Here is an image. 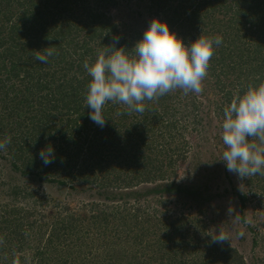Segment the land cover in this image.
Here are the masks:
<instances>
[{"label": "trees", "instance_id": "1", "mask_svg": "<svg viewBox=\"0 0 264 264\" xmlns=\"http://www.w3.org/2000/svg\"><path fill=\"white\" fill-rule=\"evenodd\" d=\"M152 1L185 45L222 36L202 81L207 99L177 89L145 101L142 114L109 102L100 127L84 102L91 78L83 62H94L113 36L131 58L142 36L115 22L112 0H0V141L11 137L0 160L41 182L91 192L77 205L38 199L30 188L1 191L0 264H247L229 241L212 242L215 233L201 218L167 216L154 206L165 203L163 194H187L167 182L178 158L188 156L187 134L199 133L201 110L223 144L224 107L249 83L264 81V0ZM47 47L56 50L47 63L33 59ZM48 145L55 158L45 165L39 152ZM243 182L263 204L264 176ZM236 196L244 220L249 192ZM251 231L254 248L259 234Z\"/></svg>", "mask_w": 264, "mask_h": 264}, {"label": "clouds", "instance_id": "2", "mask_svg": "<svg viewBox=\"0 0 264 264\" xmlns=\"http://www.w3.org/2000/svg\"><path fill=\"white\" fill-rule=\"evenodd\" d=\"M112 41L107 48L97 51L94 62L90 63L89 59L83 62L91 78L84 102L90 109L89 118L100 127L106 124L104 107L109 102L125 105L128 114H142L146 110L145 101L158 100L174 90L180 89L184 95L200 94L214 54L213 44L219 46L223 38L220 35L199 37L188 46L166 22L153 18L142 39L132 48L131 58L124 48L115 46L118 36H113ZM55 54L54 48L47 47L35 50L33 59L47 63ZM223 115L221 139L226 147L220 160L241 181L255 175L264 176V81L258 85L249 83L243 95L237 94L224 107ZM10 143L11 137L6 136L0 141V150H6ZM39 158L45 165L53 163V147L41 149ZM228 211L231 216L232 209ZM238 235L242 237L244 232ZM211 237L214 243L231 242L230 234L222 227Z\"/></svg>", "mask_w": 264, "mask_h": 264}, {"label": "rangeland", "instance_id": "3", "mask_svg": "<svg viewBox=\"0 0 264 264\" xmlns=\"http://www.w3.org/2000/svg\"><path fill=\"white\" fill-rule=\"evenodd\" d=\"M112 3L111 16L128 34L143 36V32L153 18H158L163 22L168 19L159 15L160 13L157 12V7L152 0H112ZM207 80L209 83L215 82V78L212 79L211 76ZM223 80L225 79L223 78ZM212 92L210 97L216 99L219 95L215 89ZM202 94L203 91L197 96L207 99ZM205 105H207L206 100H204L203 106L207 108ZM201 112L205 118L207 109L201 110ZM204 118L203 124L198 126L199 133L197 135L187 134L186 139L191 143L187 150L188 156L185 159L183 156L178 158V162L174 166L176 176L167 182H175V184L184 187L187 192L186 196H176L174 193L163 194V197L157 196V198L162 197L166 201L164 204L155 205L154 208L160 212L167 211V216L188 214L201 218L204 223L208 224L209 232L218 233L222 227L225 232L230 234L231 245L239 250L247 264H264V203L260 204V199L258 201L257 198L253 197L255 194L253 192L257 193L258 191L256 188L250 189V186L246 188L244 182L236 174L227 170L225 162L220 160L226 146L220 144L215 138L218 130L214 128L213 122ZM156 128L160 132L165 130L164 127L162 129ZM165 139L160 140V142L168 141L169 138L166 136ZM0 183V192L7 194L11 190L10 188L14 186L30 188L37 192L38 199L47 200L51 203L67 204L72 202L79 205L91 194L90 191H85L83 187L72 190L69 187L41 182L37 177L24 176L22 172L12 167L11 161L7 160H0ZM241 183L243 184L241 185ZM144 190L145 188H141L140 192ZM238 191L249 192L244 220L241 219L240 203L236 196ZM189 192L198 194L196 200L193 201L194 197L189 196ZM260 198L262 199V196ZM155 199L153 196L149 197V201H155ZM30 200L33 203L29 204L34 205V201ZM229 208L232 209L231 216L229 215ZM235 217L239 219L235 220ZM252 229L259 234V240L254 248ZM241 231L244 232L242 237L238 235Z\"/></svg>", "mask_w": 264, "mask_h": 264}]
</instances>
